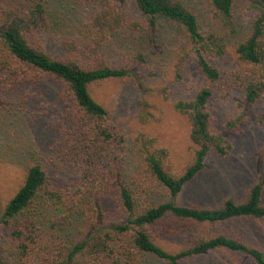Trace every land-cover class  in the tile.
<instances>
[{
    "label": "trees",
    "instance_id": "1",
    "mask_svg": "<svg viewBox=\"0 0 264 264\" xmlns=\"http://www.w3.org/2000/svg\"><path fill=\"white\" fill-rule=\"evenodd\" d=\"M57 1H75L86 14L84 34L62 40L54 57L45 43L57 25L49 0H0V104H21L19 94L52 83L56 109L48 125L50 156L43 158L53 175L39 162L28 165L0 208V264H145L147 257L185 264L215 251L264 264V252L232 227L236 220H264L261 185H252L241 201L226 199L216 208L172 200L204 170L210 154L229 156L226 132L238 131L252 116L264 124V0H208L211 18L225 28L238 7L251 15L228 68L220 63L236 31L227 26L223 35L206 28L183 0ZM164 26L183 38L175 80L190 65L201 79L190 98L174 104L189 126L191 159L175 172L168 151L147 138L138 171L128 175L127 136L91 96L90 86L133 76L126 64L113 65L108 57L116 34L144 40L155 54ZM143 62L145 55L137 54L126 63ZM231 99L238 113L218 125L213 106ZM56 175H68L70 183L58 185ZM78 224L89 232L74 234ZM173 239L183 246L169 251L161 242Z\"/></svg>",
    "mask_w": 264,
    "mask_h": 264
},
{
    "label": "rangeland",
    "instance_id": "2",
    "mask_svg": "<svg viewBox=\"0 0 264 264\" xmlns=\"http://www.w3.org/2000/svg\"><path fill=\"white\" fill-rule=\"evenodd\" d=\"M193 10L203 25L226 34L228 27L236 33L228 37V55L220 63L226 68L234 61L233 45L245 36L251 15L238 7L233 20L222 25L211 18L208 0H183ZM56 27L45 37L47 50L52 56L61 53L59 47L66 38H80L84 34L85 11L75 1L49 0ZM183 38L169 27H161L155 47L137 39L116 34L108 47L111 64H126L133 76L126 80H107L90 86L91 96L108 110L112 120L127 136L128 149L124 164L125 173L135 174L141 164V152L145 140L153 138L159 147L169 154V165L180 172L191 159L192 143L189 139L187 121L175 110L174 104L180 99L190 98L201 85L196 69L190 65L184 70L181 81L175 80L177 48ZM145 55L146 62L131 65L129 57ZM55 86L44 84L39 90L19 94L21 104H0V208L18 188L26 167L39 162L49 173L53 172L43 158L50 156L48 147L51 131L48 129L51 116L56 112L53 103ZM15 96L12 98L13 101ZM25 99V102L23 101ZM257 111L252 112L256 115ZM238 111L234 99L213 106V116L218 125L233 118ZM251 117L241 124L238 131L226 132L232 151L225 159L210 154L205 160V168L196 178L185 186L172 200L179 206L197 205L216 208L226 199L241 201L248 189L254 185L262 186L264 206V124ZM44 158V159H45ZM37 160V161H35ZM58 185L69 184L68 175L54 176ZM66 184H64V183ZM234 233L245 242L264 252V220L241 219L233 221ZM89 232L83 224H78L74 234ZM84 233V235H85ZM163 243L169 251L183 246L181 239L166 240ZM145 264H164L152 257ZM185 264H253L249 259L224 251L191 259Z\"/></svg>",
    "mask_w": 264,
    "mask_h": 264
}]
</instances>
